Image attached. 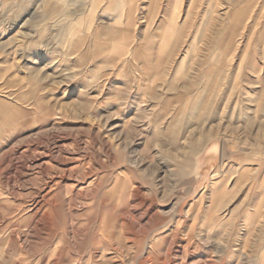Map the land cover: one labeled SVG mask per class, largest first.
<instances>
[{"label": "rangeland", "instance_id": "obj_1", "mask_svg": "<svg viewBox=\"0 0 264 264\" xmlns=\"http://www.w3.org/2000/svg\"><path fill=\"white\" fill-rule=\"evenodd\" d=\"M0 264H264V0H0Z\"/></svg>", "mask_w": 264, "mask_h": 264}, {"label": "bare ground", "instance_id": "obj_2", "mask_svg": "<svg viewBox=\"0 0 264 264\" xmlns=\"http://www.w3.org/2000/svg\"><path fill=\"white\" fill-rule=\"evenodd\" d=\"M37 157V156H36ZM41 161H37L36 163H40ZM42 162H44V161H42ZM42 164V163H41ZM37 166V165H36ZM38 167V166H37Z\"/></svg>", "mask_w": 264, "mask_h": 264}, {"label": "crops", "instance_id": "obj_3", "mask_svg": "<svg viewBox=\"0 0 264 264\" xmlns=\"http://www.w3.org/2000/svg\"><path fill=\"white\" fill-rule=\"evenodd\" d=\"M101 0H98V2H100ZM173 124V121H172V123H171V125Z\"/></svg>", "mask_w": 264, "mask_h": 264}]
</instances>
